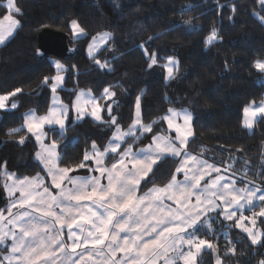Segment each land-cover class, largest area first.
Masks as SVG:
<instances>
[{
	"label": "trees",
	"instance_id": "16d2710c",
	"mask_svg": "<svg viewBox=\"0 0 264 264\" xmlns=\"http://www.w3.org/2000/svg\"><path fill=\"white\" fill-rule=\"evenodd\" d=\"M4 1L0 0V17L7 13ZM15 3L21 9L19 14L13 12L19 25L0 45V92L17 88L21 92L12 96L16 108L0 111L3 191L0 209L6 199L5 172H12L16 178L42 172L34 159L35 145L21 127L24 111L33 109L39 114L46 111L50 89L44 78L55 73L49 57H36V35L45 28L67 34L72 20L78 22L85 35L72 41L75 53L62 59L67 69L65 88L60 89V94L68 103L76 89L88 88L103 114L102 121L85 117L67 122L62 134L53 131L60 165L80 171L82 168L76 166L84 162V153L91 144L101 148L108 141L115 127L111 124L112 116L120 127L130 123L139 96L142 122L152 124L153 130L135 145L146 143L153 132L165 131L162 117L169 109H186L191 114L193 130L186 146L188 152L225 167L238 184L264 186V116L254 122L251 130L242 126L244 106L264 96V72L254 66L256 60H264V24L254 15L259 11L257 0H15ZM213 28L218 38L206 44ZM103 29L110 32L111 38L95 59L106 62L105 68L87 58L83 48L90 36ZM145 49L157 54V63L151 68ZM168 57L177 59V67L173 76L165 80L164 63ZM105 88H110L115 96L103 100ZM109 105L111 113L106 112ZM13 128L21 131L8 135ZM21 136L25 137L23 143H19ZM129 141L130 137L125 143ZM108 157L112 160L115 154ZM176 163L174 157L162 158L148 181L141 183L140 190L165 185ZM214 224L207 237L214 241L222 264H258L264 259V244L253 245L234 221L218 218ZM257 225L264 230V217H258ZM229 248H234V253H228ZM197 264H213L211 251L204 249Z\"/></svg>",
	"mask_w": 264,
	"mask_h": 264
},
{
	"label": "snow or ice",
	"instance_id": "6c2138e0",
	"mask_svg": "<svg viewBox=\"0 0 264 264\" xmlns=\"http://www.w3.org/2000/svg\"><path fill=\"white\" fill-rule=\"evenodd\" d=\"M258 2L264 10V0ZM220 7L223 8L225 5ZM6 8L8 14L0 20V44L12 36L14 29L19 25V21L11 14L21 13L15 0H7ZM232 11H235L234 5ZM254 15L264 22V16L258 13ZM71 25L75 34H84V29L79 27L77 21H71ZM110 38L109 33L93 37L92 43L88 46L89 55L93 56L100 45ZM217 38V30L213 28L205 43L211 44ZM145 55L150 60L149 68L157 63L156 53H149L145 49ZM167 60L171 65L177 63L172 57H168ZM96 63L101 68L108 67L106 62L96 60ZM55 66L58 73L64 70L59 62H56ZM254 66L264 72V60H256ZM165 67L168 78H171L173 67L168 65ZM49 80L52 81L53 93V105L49 113L43 116H37L34 112L27 114L24 126L40 143L41 151L36 153V157L43 164L46 175L50 177L51 188L58 191L55 193L50 191L44 178L39 174L32 178L13 180L11 185L5 184L9 196L15 191H19L20 196L7 209V217L0 211V222H6L0 225V244L11 240L8 254L0 258V264H52L57 259V253L64 257L60 264H66V260L71 259L68 250L76 253L81 247L84 252H88L90 247L97 255L105 256L108 264H121V260L123 264H156L160 256L164 257L165 264H174L176 258L183 259L184 264H196L199 253L205 248L213 250L215 248L209 241L195 235L198 225L203 223L202 217H208L210 213L224 205L221 214L232 220L236 216V211L232 209L233 205L243 209L245 204L253 203L255 191L249 190L246 197L238 195L245 190L231 186V181L224 182L221 175H216L215 179H212L211 173H219L220 169L185 150L189 137L193 136V130L189 126L191 116L187 113L182 116L183 125L175 122L181 114L173 109L168 110L170 115L162 118L167 122L169 132L174 135H153L151 143L136 151L132 145L121 149L126 137L138 140L140 136L153 130L152 124L142 122L139 96L136 98L135 119L128 129L122 130L117 124L116 117H111V124L116 127L108 147L101 152L96 150L93 143V154L84 155L85 162L94 160L97 166L95 170L99 171L100 176H68V173L75 169L58 166L56 142L45 145L42 141L44 134L40 131L46 124L59 125L63 129L64 117L68 112V107L55 95L57 87L63 82V76L57 74L54 77H45L44 83L47 84ZM19 92L21 89L17 88L13 92L0 95V110L5 109L6 101ZM86 95L83 91L79 93L73 105L78 117L83 116L86 106L91 104V115L96 120H102L100 105L95 98L84 99ZM114 96L115 93L110 88L104 89L106 99ZM11 107L14 109L17 105L13 103ZM111 110L109 105V113ZM243 116V125L251 129L255 120L264 116V102L259 106L252 102L244 107ZM19 131H21L19 128L9 129L8 135ZM24 140L25 137L21 136L19 143H23ZM108 152L117 154L119 159L110 167H105L103 157ZM165 156L181 159L170 181L163 187L153 186L147 192L138 195L141 183L148 181L154 168ZM85 166V163L81 162L76 167ZM181 174L182 180L177 178ZM5 175L8 179H13L14 176L7 172ZM101 177L106 178V184L101 183ZM205 177L209 178L208 182L202 185ZM65 181L70 187L65 185ZM258 199L264 201V195ZM166 201H172L176 207H172ZM13 209L19 211L14 213ZM254 215L264 217V209ZM245 219L247 218L241 215L236 221V226L247 233L253 245L264 244V230L258 232L255 229L256 219H251L252 227L242 223ZM7 225L12 227L5 230ZM208 226L210 227V223ZM64 228L68 230L67 239L71 241L70 244H66L62 238ZM185 245L188 247L187 253L183 251ZM105 248L107 255L104 252ZM234 251V248L228 249V253ZM117 253L126 255L117 260L115 259ZM169 253L172 254L171 258ZM72 264L76 262L73 261ZM216 264H222L219 257ZM258 264H264V259Z\"/></svg>",
	"mask_w": 264,
	"mask_h": 264
},
{
	"label": "rangeland",
	"instance_id": "374dc122",
	"mask_svg": "<svg viewBox=\"0 0 264 264\" xmlns=\"http://www.w3.org/2000/svg\"><path fill=\"white\" fill-rule=\"evenodd\" d=\"M6 4H7V0L4 1V5H5V7H6ZM257 4H258V8H259V11H257V13H258L260 16H264V11L261 9V6H260L258 0H257ZM6 9H7V8H6ZM260 10H262L263 12L261 13ZM6 14H8V10H7V13H6ZM6 14H5V15H6ZM11 14L13 15V13H11ZM5 15H4V16H5ZM4 16H3V17H4ZM256 16H257V15H256ZM3 17H0V20H2ZM13 17L15 18L14 15H13ZM257 18H258V16H257ZM15 19H16V18H15ZM258 19H259V18H258ZM259 20H260V19H259ZM72 21H73V20H72ZM260 21H261V20H260ZM5 23H7V22H5ZM261 23L264 24V22H262V21H261ZM16 28H17V27H16ZM16 28L14 29L13 33L15 32ZM103 33H109V34H110V32H109L107 29H103V30L97 32L96 34L90 36L89 40L84 44V47H83V48H84V54L87 56V58L92 59L93 62H94L96 65H97V63H96V59H95L96 54H97V53H98V52H99L104 46L107 45V43H108L109 40H108L106 43H103V44L100 45L99 49L93 54L94 58H93V56H90V55H89V52H88V46H89L90 43H92V38H93V37L97 36L98 34H103ZM67 35L69 36L70 40L74 41V40H76V39H79V38L84 37L85 33L82 34V35H77V34H75V33H74V29H73V27H72V25H71V21H70V22H69V32L67 33ZM110 36H111V35H110ZM0 45H1V44H0ZM172 58H173V57H172ZM49 60L51 61V64H52V66H53V68H54V71H55V73L52 74L51 77H54V76L57 75V74H60V75L63 76V82H62L61 85H59V86L57 87V91H56L55 95L58 96L60 102H62L64 105H66V106L68 107V112H67V115L64 117L65 124H64V128H63V129H61L59 125H55V124H53V125H47V124H46V125H44V127L40 130V131L44 134V135L42 136V141H43V143H44L45 145H50V144L54 141V140L52 139V135H53V131H54V130H56L57 134H62V133L64 132V130H65V126H66V123H67V122H71V123L78 122V121L82 120V119L85 118V117H88V118L92 119L93 121H102V120H96V119L91 115V111H92V105H91V104H89V105L86 106L85 114H84L83 116H79V117H78V113L76 112V110H75V108H74V106H73L74 103L76 102V97H77V95L83 91L84 93L87 94V95L84 97V99H92V98H95L96 102L99 104L97 98L93 95V93H92V91H91L90 89H88V88H78V89H76L75 94H74L72 100H71L70 102L67 103V102L61 97V94H60V89L65 88V87H64V86H65V75H66L65 71H66V69H67V65H66V63H65L62 59H58V58H54V57L49 56ZM174 60L177 61L176 58H174ZM259 60H260V59H259ZM56 62H59V63L63 66V69H64V70H63L62 72H60V73L57 72V69H56V66H55ZM165 65H168V66H170V67H173V69H175V68L177 67V63H176L175 65L168 64V60H167V58H166L165 63H164V78H165V80H167V79H168V75H167V70H166ZM263 77H264V73H263ZM51 83H52V81L49 80V82H48V86H49V89H50V96H49V103H48V107H47L46 111H45L44 113H41V114L35 112L33 109H28V110L24 111L23 114H22V124H21V127L24 128V130L26 131L27 134H29L30 138L32 139V141H33V143H34V145H35L34 159L39 163V165H40L41 168H42V172L39 173V175H40L41 177L44 178L45 184H46V186H49L50 191H53V192L55 193V192L58 191V190H54V189L51 188V180H50V177H48V176L46 175V170L44 169L43 164H42V163L40 162V160H38L37 157H36V153H37L38 151H41V145H40V143L36 140V138H35V136H34L33 134L27 132V129H26V127L24 126L25 117H26L27 114H30V113H33V112H34L37 116H43V115H46V114L49 113V109H50V108L52 107V105H53V93H52V91H51ZM10 92H13V91H9V92H0V95L7 94V93H10ZM102 94H103V100H106V98L104 97V92H103ZM252 102H255L256 106H259L262 102H264V96H263L260 100H258V101H251L250 103L246 104L244 107L249 106ZM13 103H15V104L17 105L16 101H15L12 97H10L9 100L6 101V108H5V109H2V110H12L13 108L11 107V105H12ZM135 104H136V99H135V102H134V107H133V112H132V119H131L130 123H129L127 126L120 127L122 130H127L128 127L133 123V121H134V119H135ZM99 105H100V104H99ZM100 107H101V105H100ZM173 110H175L177 113H180V114H181V116L178 117V118H176V120H175V122L180 123L181 125H183V119H182V116H183L184 113H187V114H189V115L191 116L190 112H188V110H186V109H173ZM0 111H1V110H0ZM102 111H103V110H102V107H101V117H102V114H103ZM106 112L109 113V111H108V106H107V110H106ZM167 115H170L169 111H167V112L163 115V117H164V116H167ZM112 117H113V116H112ZM163 117H162V118H163ZM258 118H260V117H258ZM258 118H257V119H258ZM191 119H192V118H191ZM243 119H244V116H243V111H242V126H243L244 128H246L247 130H251L253 127H252L251 129H249V128H247V127H245V126L243 125ZM257 119H256V120H257ZM256 120H255V121H256ZM164 123H165V131H157V132H153V133L151 134V136L149 137V139H148V141H147L146 143H144V144H142V145H135L137 139H135V138H133V137H130L131 141H129L128 143L123 142V143L121 144V149L127 147L128 145H132L133 150L136 151V150H139V149H141V148L147 146L149 143H151V141H152V136H153V135H158V134H162V135H174V133L169 132L168 127H167V122H166L165 120H164ZM253 125H254V124H253ZM189 126L192 128L191 120H190V122H189ZM115 127H116V126H115ZM115 127H114V129L112 130V133H111V135H110L108 141L105 143V145H104L103 147H101V148H99V147L96 145V150L102 152V151H104V149H105L106 147H108L110 141L113 139V134H114V132H115ZM142 136H143V135H142ZM142 136H140V138H141ZM127 138H128V137L125 138V141H126ZM189 139H190V137H189ZM55 142H56V145H57V147H56V153H57V155H58V160L56 161V163L58 164L59 167H64V166H62V165L59 164L58 143H57V141H55ZM92 145H93V143L91 144L89 150H87V151L84 153V155H85L86 153L89 154V155H92V154H93V148H92ZM185 150H186V149H185ZM186 151H187V150H186ZM187 152H188V151H187ZM189 153H190V152H189ZM109 154H113V153L108 152V153H106L105 156L103 157V163H104V166H105V167H110L112 163H114L117 159H119V156H118L117 154H115V157L111 160V159H109V157H108ZM191 154H192V153H191ZM192 155L197 156L199 159L204 160V161H207L208 164H210V165H214L215 167H217V168L220 169V172H219V173H216V172H212V173H211V178H212V179H215L216 175H221V176L224 177V182H229V181H231V182H232L231 186H234L236 189H243V190H245V191H243V192L238 193V195H243V196L246 197V196L248 195V191H249V190H251V191H255V192H256V195H255V197L253 198V203H252L251 205L245 204V206H244L243 209L237 208V207L234 206V205L232 206V209L236 211V216L233 217V219H232L231 221H234V225H235V227H236L238 230H240L241 232H243L244 234L247 235V233H245L241 228H239V227L236 226V221L240 218L241 215H243V216H244L245 218H247V219H245L244 221H242V223H243L245 226H247V227H252V225H251V219H252V218H255V219H256L255 229L259 232V231H260V228H259V226L257 225V220H258V217H259V216H258V215H254V214H257V213H259L262 209H264V201H261V200L258 199L259 196L264 195V186H259V185L256 184V183H246V184H244V185H242V184H238V183H236V181L234 180V178L229 174L228 170H227L225 167H222V166L218 165L217 163H214V162H212V161H210V160H208V159H206V158H204V157H202V156L195 155V154H192ZM169 157H172V156H169ZM174 158H176V157H174ZM176 159H177L176 167H178L179 164H180V162H181V159H180V158H176ZM83 161H84V158H83ZM84 162H85V161H84ZM85 165H86V166H85L84 168H82L80 171H72V172L68 173V176H70V177H77V176H78V177H92V176H97V177H99V176H100L99 171H96V170H95V169L97 168V166H96L94 160L87 161ZM176 167H175V169H176ZM175 169H174V172H175ZM174 172H173V173H174ZM9 173L13 174L12 172H9ZM4 174H5V173H4ZM172 175H173V174H172ZM35 176H37V174L34 175V176H30V177H28V178H32V177H35ZM23 178H25V177H23ZM23 178H16L15 176H13V179H8V178L6 177L5 184L11 185V184L13 183V180H17V181H18V180H22ZM177 178L182 180V179H183V175H182V174H181V175H178ZM208 179H209L208 177H205V180H203V181L201 182V184L203 185V184L207 183V182H208ZM169 181H170V180H169ZM169 181H168V182H169ZM168 182H167V183H168ZM101 183H102V184H106V183H107L105 177H101ZM167 183H166V184H167ZM5 184L3 185V190H4V192H5L6 199H5V203H4V205H3V208H1L0 211H3L4 216L7 217V216H8L7 209L12 205V203L14 202V200L19 199L20 193H19V191H15L14 194H13L12 196H9L8 189L5 187ZM166 184H165V185H166ZM65 185L68 186V187H70V185L67 184V181H65ZM153 186H156V187H163L164 185H161V186H160V185H151V186H149L148 188H146L145 190H140V188H139V190H138V195H142L144 192H147L148 189H149V188H152ZM257 189H258L259 191H256ZM166 203L171 204L172 207H176V205H175L172 201H166ZM223 208H224V205H221V208H220L219 210L210 213V215H209L208 217H202V221H203V223H201L200 225H198V227H197V229H196V231H195V235H196L197 237H199L200 239H204V240L209 241V242L212 243L214 246H215V243H213L214 241L211 240V239H209L207 236H209L210 230H211V228H212L213 226H215L214 223H215L216 221H218V218H220V219H224V220H227V221H228V219H226V218L221 214V212L223 211ZM18 211H19L18 209H13V212H14V213H16V212H18ZM216 213H218L219 217H217ZM213 221H214V222H213ZM5 223H6V222H0V225L5 224ZM209 223H210V227L208 226ZM10 227H12V226H11V225H7L6 228H5V230H7V228H10ZM190 231H191V230H190ZM67 232H68L67 228H64V229H63V232L61 233V235H62V238L65 240V243H66V244H70L71 241H69V240L67 239ZM121 235H123V233H122ZM247 236H248V235H247ZM10 245H11V240L6 241L4 244H0V258H2L3 256H5V255L8 254V250H9V248H10ZM205 249H207V248H205ZM207 250L211 251L213 264H216L217 257H219V253H218L217 248H214V250H213V249H207ZM183 251H184L185 253H187V251H188V247H187V245L184 246ZM193 251H194V250H193ZM104 252H105L106 255L108 254L106 248L104 249ZM68 253H69L71 259H70V260H66V264H72L73 261H75L76 264H108V261L105 259V256L97 255V254H96V253H95L90 247H89V251H88V252H84L83 247H81V248L77 249L76 253H71L70 249L68 250ZM200 254H201V253H199V254L197 255L196 264H197V260H198V257H199ZM56 255H57V259H56L55 261H53L52 264H60V260H61V259H64V257L61 256L60 253H57ZM90 255H91V258H90ZM125 255H126V254H123V253H117L115 259H117V260H121V258L124 257ZM171 256H172V254L169 253V257H170V258H171ZM81 257H82V258H81ZM121 264H123V261H122V260H121ZM156 264H165L164 257H163V256H160V257L156 260ZM174 264H184V261H183V259L176 258L175 261H174Z\"/></svg>",
	"mask_w": 264,
	"mask_h": 264
},
{
	"label": "water",
	"instance_id": "95a60500",
	"mask_svg": "<svg viewBox=\"0 0 264 264\" xmlns=\"http://www.w3.org/2000/svg\"><path fill=\"white\" fill-rule=\"evenodd\" d=\"M75 53V46L66 33L42 29L36 35L35 55L37 58L54 57L64 59ZM3 203V191L0 187V206Z\"/></svg>",
	"mask_w": 264,
	"mask_h": 264
},
{
	"label": "crops",
	"instance_id": "0c3cea01",
	"mask_svg": "<svg viewBox=\"0 0 264 264\" xmlns=\"http://www.w3.org/2000/svg\"><path fill=\"white\" fill-rule=\"evenodd\" d=\"M189 112V111H188Z\"/></svg>",
	"mask_w": 264,
	"mask_h": 264
}]
</instances>
